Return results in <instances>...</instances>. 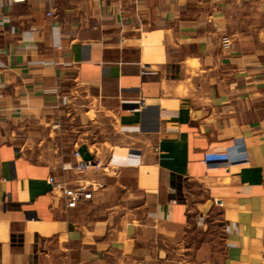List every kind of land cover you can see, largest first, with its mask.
Wrapping results in <instances>:
<instances>
[{
    "label": "crops",
    "instance_id": "0c3cea01",
    "mask_svg": "<svg viewBox=\"0 0 264 264\" xmlns=\"http://www.w3.org/2000/svg\"><path fill=\"white\" fill-rule=\"evenodd\" d=\"M0 264H264V0H0Z\"/></svg>",
    "mask_w": 264,
    "mask_h": 264
},
{
    "label": "built area",
    "instance_id": "2783aa9c",
    "mask_svg": "<svg viewBox=\"0 0 264 264\" xmlns=\"http://www.w3.org/2000/svg\"><path fill=\"white\" fill-rule=\"evenodd\" d=\"M16 2H21L25 0H13ZM51 14V12H49ZM223 46L228 49L231 46L230 39L228 37H223ZM75 156L78 159L77 164L67 165L68 169L74 170L78 173H85L95 165L92 160H86L82 157V154L79 150L75 152ZM50 182L57 187H60L63 190V193L67 200V205L69 207H75L80 202L90 199L92 197V191L88 188L87 185L78 184L77 186H66L63 182L57 181L54 177H50Z\"/></svg>",
    "mask_w": 264,
    "mask_h": 264
},
{
    "label": "rangeland",
    "instance_id": "374dc122",
    "mask_svg": "<svg viewBox=\"0 0 264 264\" xmlns=\"http://www.w3.org/2000/svg\"><path fill=\"white\" fill-rule=\"evenodd\" d=\"M219 233H221L219 224H211L210 226L208 225L207 228H205L203 231H199L196 229V227L192 226V231H191V236L192 241L191 242H201L202 240H214L216 241V245L219 247L221 246V240L219 237ZM222 247V246H221Z\"/></svg>",
    "mask_w": 264,
    "mask_h": 264
},
{
    "label": "water",
    "instance_id": "95a60500",
    "mask_svg": "<svg viewBox=\"0 0 264 264\" xmlns=\"http://www.w3.org/2000/svg\"><path fill=\"white\" fill-rule=\"evenodd\" d=\"M80 152L83 155L84 159L92 160V156L88 153L87 147L85 145L80 148Z\"/></svg>",
    "mask_w": 264,
    "mask_h": 264
}]
</instances>
